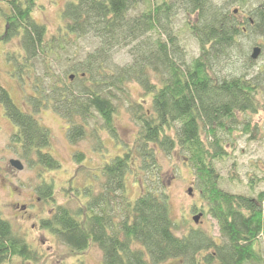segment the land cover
I'll return each instance as SVG.
<instances>
[{
	"label": "trees",
	"instance_id": "1",
	"mask_svg": "<svg viewBox=\"0 0 264 264\" xmlns=\"http://www.w3.org/2000/svg\"><path fill=\"white\" fill-rule=\"evenodd\" d=\"M234 1L68 0L61 11L63 23L49 36L47 26L33 16L38 0H0V41L20 36L23 44L16 70L31 72L40 59L48 75H54L50 87L36 78L29 94L32 110L17 105L2 86L0 101L17 126L14 135L21 156L41 178L36 191L54 206L41 226L73 252L81 254L97 245L104 264H157L170 259L183 264H264L260 247L264 189L255 192L264 176L250 177V193L233 192L222 186L218 168L236 150V134L251 130L255 135L259 127L252 124L253 116L264 109V68L252 71L256 61L242 40L252 35L264 41V0L246 15L241 8L248 0H238L240 6L233 8ZM180 11L188 16L186 26L199 45V53L191 58L175 30ZM71 36L95 42L84 58L75 61L69 56L74 73L66 74L60 85L51 68ZM256 45L263 53L264 42ZM122 48L132 60L113 67L111 60ZM223 69L226 73L219 75ZM70 80L83 87L78 92L68 88ZM134 82L142 87L143 98H151L150 104L133 98L128 86ZM123 97L140 127L134 145L122 142L124 151L99 166L101 190L95 191L91 183L82 186L86 195L82 201L81 190L72 186L80 204L73 208L58 203L55 184L43 173L61 163L46 150L52 134L37 112L49 106L59 112L68 121V137L74 143L87 136L89 120L96 114L120 139L114 118L116 100ZM158 149L167 156L179 154L192 168L201 198L193 209L210 217L219 235L213 225L187 228L185 221L174 217L168 186L160 183ZM75 159L81 163L85 152H77ZM136 169L144 173V189L132 198L128 173ZM41 256L0 210V264H16V259L37 263Z\"/></svg>",
	"mask_w": 264,
	"mask_h": 264
},
{
	"label": "rangeland",
	"instance_id": "2",
	"mask_svg": "<svg viewBox=\"0 0 264 264\" xmlns=\"http://www.w3.org/2000/svg\"><path fill=\"white\" fill-rule=\"evenodd\" d=\"M67 1L38 0L33 16L38 22L47 26L49 36L56 34L60 28L59 25L63 23L61 11ZM216 1L223 3L227 0ZM259 2L260 0H248L241 9L246 15L249 8L254 7ZM239 6L238 0L232 3L233 8ZM142 7L143 5H140L138 10ZM187 18L186 13L180 11L174 20L175 30L180 34L181 42L187 49L188 57L191 58L199 53V45L186 26ZM242 40L244 41V50L249 55H251L252 48L256 43L264 42L262 38L256 39L252 35H248ZM94 42L95 40L91 37H70L65 50L60 52V59L56 60L53 68H51L55 76L57 75L58 84H64L62 81H64L66 74L74 73L71 69L73 61L69 62V56L75 61L84 58L92 50ZM22 46L20 36L7 41H0V86L8 89L14 102L24 108V106L30 107L29 94L34 91L33 85L36 78L38 81L42 80V84L48 87L54 85L55 82H53L54 75H48L47 69L40 59L35 60L31 72L16 70V62L18 61L19 65L23 58ZM131 60L127 49L122 48L115 52L111 63L113 67H116L129 63ZM255 61L252 71L264 68V50ZM231 66L228 67L227 65L226 68L231 69ZM224 69L219 72V75L226 73ZM67 83L68 88H74L77 92L83 87L78 81L70 80ZM96 87L103 88L104 86L97 85ZM128 87L133 98L143 99L144 103L150 104L151 98L142 97L143 89L139 84L134 82ZM116 101L118 111L114 123L120 139L109 133L108 129L104 127L102 118L96 114L89 120L87 136L74 143L68 137V121L59 112L51 106L43 107L37 112V118L42 122V125L50 129L52 134L51 145L46 150L51 151L61 163L60 168L43 173L48 181L53 180L55 184L53 195L58 203H65L73 208L80 204V200L72 192V186L81 190L82 201L86 197L82 186L91 183V185L94 184L95 191L101 190L103 178L100 179V172L97 170L99 166L101 167L114 156L121 154L126 148L123 143L134 145L140 128L139 124L133 119L125 97L122 98V101L121 99ZM32 109L30 107V110ZM256 123H258L259 128L255 129V135L251 130L248 132L240 131V134H236V150L230 158L218 163V168L223 176L222 186L228 191L250 193L251 189L248 186L250 177L253 174H257L255 176L258 177L264 176V109L253 116L252 124L255 125ZM242 126V124L239 125L240 128ZM16 130L17 126L5 114L4 106L0 101V210L42 254V258L37 263L32 261L23 263L16 259V264H104L99 246L92 245L88 250L78 254L59 240L52 231L41 226V219L51 216L54 212V206L52 203L43 200L36 191L41 178L38 177L36 168L29 167L27 160L21 156V145L16 141L14 135ZM81 151L85 152V159L78 163L75 154ZM164 153L158 149L157 161L161 169L160 183L168 186L174 217L178 221H185L187 228L198 226L209 228L213 225V232L219 235V229L210 217L207 218L200 214L198 222L193 219L195 215L199 214L193 208L196 204H200L201 198L195 185L196 178L192 168L179 154L167 156ZM13 158L20 159L24 168L20 170L13 166L11 163ZM143 179V171L136 169L132 173H128V188L132 198L139 196L144 189ZM257 183L255 192L264 189L263 181ZM190 188L192 191L189 190ZM260 247L264 252V233L260 236ZM157 264L183 263L180 259H170Z\"/></svg>",
	"mask_w": 264,
	"mask_h": 264
},
{
	"label": "water",
	"instance_id": "3",
	"mask_svg": "<svg viewBox=\"0 0 264 264\" xmlns=\"http://www.w3.org/2000/svg\"><path fill=\"white\" fill-rule=\"evenodd\" d=\"M262 52V47L260 45H255L252 48V52H251V57L253 59H258V57L261 55ZM11 163L13 166H15L17 169H23L24 168V164L22 163V161L20 159H11ZM190 191H192V188L189 189ZM200 218V214L195 215L193 217L194 221L198 222Z\"/></svg>",
	"mask_w": 264,
	"mask_h": 264
},
{
	"label": "bare ground",
	"instance_id": "4",
	"mask_svg": "<svg viewBox=\"0 0 264 264\" xmlns=\"http://www.w3.org/2000/svg\"><path fill=\"white\" fill-rule=\"evenodd\" d=\"M262 53V52H261Z\"/></svg>",
	"mask_w": 264,
	"mask_h": 264
}]
</instances>
